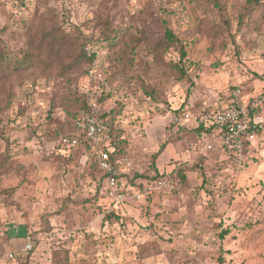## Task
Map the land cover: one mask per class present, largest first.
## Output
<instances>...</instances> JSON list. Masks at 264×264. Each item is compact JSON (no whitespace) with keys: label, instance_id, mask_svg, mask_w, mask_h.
Listing matches in <instances>:
<instances>
[{"label":"clouds","instance_id":"1","mask_svg":"<svg viewBox=\"0 0 264 264\" xmlns=\"http://www.w3.org/2000/svg\"><path fill=\"white\" fill-rule=\"evenodd\" d=\"M221 257L264 264V0H0V264Z\"/></svg>","mask_w":264,"mask_h":264},{"label":"rangeland","instance_id":"2","mask_svg":"<svg viewBox=\"0 0 264 264\" xmlns=\"http://www.w3.org/2000/svg\"><path fill=\"white\" fill-rule=\"evenodd\" d=\"M173 110L176 111V109H173ZM46 118L50 120V119H51V114L49 113V114L47 115ZM181 179L183 180L184 177L181 176ZM95 195L98 196L99 193L97 192V193H95ZM233 200H235V197H233ZM97 202L99 203V201H97ZM111 215H112V216H116L117 213H116V212H113V213H111ZM117 218H119V217L117 216ZM223 224H224V221L221 220L219 217H217V225L220 226V227H222ZM227 234H228V233H227V230H225L224 232L221 233L220 238L223 239ZM221 258H222V257H221ZM222 259H223V258H222Z\"/></svg>","mask_w":264,"mask_h":264},{"label":"trees","instance_id":"3","mask_svg":"<svg viewBox=\"0 0 264 264\" xmlns=\"http://www.w3.org/2000/svg\"><path fill=\"white\" fill-rule=\"evenodd\" d=\"M167 38L169 40H172L174 38L171 32L167 33ZM201 127H203V125H201ZM220 264H223V259L222 258L220 259Z\"/></svg>","mask_w":264,"mask_h":264},{"label":"built area","instance_id":"4","mask_svg":"<svg viewBox=\"0 0 264 264\" xmlns=\"http://www.w3.org/2000/svg\"><path fill=\"white\" fill-rule=\"evenodd\" d=\"M108 158L111 159V156H109Z\"/></svg>","mask_w":264,"mask_h":264}]
</instances>
